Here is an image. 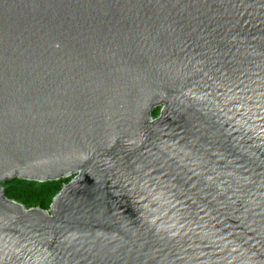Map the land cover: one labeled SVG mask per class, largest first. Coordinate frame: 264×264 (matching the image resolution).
I'll return each instance as SVG.
<instances>
[{
    "label": "water",
    "instance_id": "95a60500",
    "mask_svg": "<svg viewBox=\"0 0 264 264\" xmlns=\"http://www.w3.org/2000/svg\"><path fill=\"white\" fill-rule=\"evenodd\" d=\"M0 264H264V0H0Z\"/></svg>",
    "mask_w": 264,
    "mask_h": 264
},
{
    "label": "trees",
    "instance_id": "16d2710c",
    "mask_svg": "<svg viewBox=\"0 0 264 264\" xmlns=\"http://www.w3.org/2000/svg\"><path fill=\"white\" fill-rule=\"evenodd\" d=\"M158 112L156 113V116ZM69 179L50 181L46 183L15 179L7 183L5 194L9 199H13L27 208L41 207L48 210L53 198L61 190Z\"/></svg>",
    "mask_w": 264,
    "mask_h": 264
},
{
    "label": "rangeland",
    "instance_id": "374dc122",
    "mask_svg": "<svg viewBox=\"0 0 264 264\" xmlns=\"http://www.w3.org/2000/svg\"><path fill=\"white\" fill-rule=\"evenodd\" d=\"M159 110H160V109H158V111H157V112H158V115H159Z\"/></svg>",
    "mask_w": 264,
    "mask_h": 264
}]
</instances>
